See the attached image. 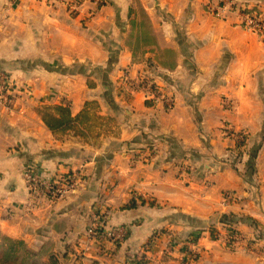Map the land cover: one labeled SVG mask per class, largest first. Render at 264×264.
Returning a JSON list of instances; mask_svg holds the SVG:
<instances>
[{
  "label": "crops",
  "instance_id": "obj_1",
  "mask_svg": "<svg viewBox=\"0 0 264 264\" xmlns=\"http://www.w3.org/2000/svg\"><path fill=\"white\" fill-rule=\"evenodd\" d=\"M139 1L154 39L137 61L126 42L134 0H84L76 14L0 0V72L25 88L17 109L0 103V239L37 251L50 241L60 264H128L147 244V259L182 264L173 241H187L188 264H264V37L221 0L217 12L205 0ZM240 1L264 13V0ZM160 49L175 51L174 68ZM151 74L177 91L174 107L136 89ZM90 107L103 126L80 136ZM32 167L80 168V185L34 199ZM97 219L120 240L88 237Z\"/></svg>",
  "mask_w": 264,
  "mask_h": 264
},
{
  "label": "built area",
  "instance_id": "obj_2",
  "mask_svg": "<svg viewBox=\"0 0 264 264\" xmlns=\"http://www.w3.org/2000/svg\"><path fill=\"white\" fill-rule=\"evenodd\" d=\"M19 1V0H14ZM50 5H63L68 12L71 14L78 13L81 9L82 3L84 0H46ZM227 1V2H226ZM236 1V2H234ZM103 2V0H102ZM205 5L207 10L217 12L218 8L215 4V0H205ZM219 7H222V11L231 9L236 10L241 18H242V25L251 30L252 32L256 33L259 36L264 37V13L260 11L257 7H250V5L240 3L237 0H221V4ZM221 11V12H222ZM136 82V86L138 88L145 89L147 93H153L157 97L161 98L166 105L172 107L176 104L175 97L172 98L168 95L160 96L158 94L159 88L151 82V79L146 76L142 77ZM25 88H17V85L12 82L10 78V74L6 72H0V103L3 104L6 109L9 111H13L17 109L19 95L22 90ZM153 100H157L156 97L151 98ZM228 133L231 131V128H227ZM231 133L235 134L238 143L243 142V135L237 134L234 131ZM26 179L28 190L30 194L37 200H45L48 203L55 202L57 200L65 198L69 193L75 191L78 186L80 185L81 181V173L80 175L77 174V170H71L67 172L66 175H56L53 177H47L44 175V172L37 167L28 168L26 170ZM104 221L102 219H97L92 225H90L87 229V236L92 239L97 240H108L111 242H117L120 240V234L117 232L107 233L105 232L103 226ZM229 230L234 229L231 225L227 227ZM237 231L232 230L229 232L230 237H237L239 235L236 234ZM187 241H173L169 246L167 252L172 254L174 251L178 253V260L182 264L189 263V256L187 251L189 250L188 246L185 245ZM150 245V244H149ZM147 244L146 249L148 251L151 250V246ZM143 249V252L138 254H134L129 257L128 264H136L137 260L141 259L142 256L145 257V263L148 264L149 262L153 264H157L160 261L159 257H155L154 259L151 257L147 259V252Z\"/></svg>",
  "mask_w": 264,
  "mask_h": 264
},
{
  "label": "trees",
  "instance_id": "obj_3",
  "mask_svg": "<svg viewBox=\"0 0 264 264\" xmlns=\"http://www.w3.org/2000/svg\"><path fill=\"white\" fill-rule=\"evenodd\" d=\"M137 5L136 17L130 21L131 25V37L127 40V45L133 52L135 60H143L145 54V48L153 42V24L146 10L142 6L139 0H134ZM242 3L240 0H237ZM246 4V3H245ZM248 4V3H247ZM176 53L172 49H160L156 54V59L162 67L172 69L176 66L174 58ZM151 76H154L151 74ZM150 76V77H151ZM149 77V76H148ZM149 77V78H150ZM171 88V87H170ZM65 110V109H63ZM66 111V110H65ZM66 124V120L62 119L61 124ZM245 141L237 143L236 147L243 150L245 147ZM247 145V144H246ZM225 226L228 227L233 222L230 218L223 220ZM140 252L131 253L129 256L138 254ZM45 256H50L48 263L43 262ZM145 257L137 260L136 264H146ZM0 264H60L58 258L53 252L52 242H46L41 250L28 249L22 241L15 240L9 237H3L0 239Z\"/></svg>",
  "mask_w": 264,
  "mask_h": 264
},
{
  "label": "rangeland",
  "instance_id": "obj_4",
  "mask_svg": "<svg viewBox=\"0 0 264 264\" xmlns=\"http://www.w3.org/2000/svg\"><path fill=\"white\" fill-rule=\"evenodd\" d=\"M129 39L130 38L128 37L127 40H129ZM146 76L147 75H144L142 77H146ZM150 79H151V82L159 88L158 94H160V96L161 95L162 96L168 95V96H170L172 98L175 97V99L177 100L176 96L178 95V93H177L176 90L170 89V86H168V85H166V86L165 85L159 86V84L157 82L159 80L158 77L151 76ZM136 89L142 90L143 92H147L145 89H142V88L136 87ZM176 104H177V102H176ZM175 105H173L172 107H174ZM63 112L65 113L66 111L63 110ZM88 112L90 113V115H87L88 116V119L83 120V121H78V123H76L77 124L76 126L78 127L76 130L81 134L80 136H84L85 134L86 135L89 134V131L91 129L97 130L99 128H102V126H103L102 125L103 122H101L100 119L94 118L92 120V122H91V116L98 117V115H99V113L97 111V107H93V108L90 107L89 110H88ZM65 118H66V116H65ZM63 125H64V122H63ZM76 170H77V174L80 175L82 169L78 168ZM146 246L147 245H145L143 249H145L146 251H148V249H146Z\"/></svg>",
  "mask_w": 264,
  "mask_h": 264
}]
</instances>
